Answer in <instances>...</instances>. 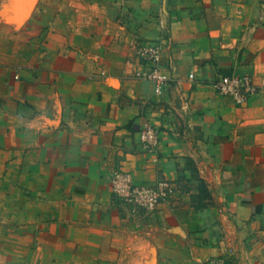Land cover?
<instances>
[{
	"label": "crops",
	"instance_id": "obj_1",
	"mask_svg": "<svg viewBox=\"0 0 264 264\" xmlns=\"http://www.w3.org/2000/svg\"><path fill=\"white\" fill-rule=\"evenodd\" d=\"M147 41L172 77L160 95L128 72ZM236 73L258 88L241 105L211 85ZM118 170L174 191L137 207ZM214 256L264 264V0H0V264Z\"/></svg>",
	"mask_w": 264,
	"mask_h": 264
},
{
	"label": "built area",
	"instance_id": "obj_2",
	"mask_svg": "<svg viewBox=\"0 0 264 264\" xmlns=\"http://www.w3.org/2000/svg\"><path fill=\"white\" fill-rule=\"evenodd\" d=\"M138 53L148 66L141 71L134 66H128V72L142 76L154 84L155 92L160 95L172 83V77L161 66L162 46L157 41H147L140 45ZM190 79L196 80L194 72L190 73ZM212 87L224 94L230 95L235 103L244 104L257 92L254 78L249 73L243 74H220L211 82ZM139 137L145 149H156L160 131L151 121H146L139 131ZM111 185L113 193L125 202L136 205L143 209H154L167 199L174 191V185L168 180H162L156 185H139L129 171L118 170L112 174ZM211 264H228L225 256H214L210 259Z\"/></svg>",
	"mask_w": 264,
	"mask_h": 264
}]
</instances>
